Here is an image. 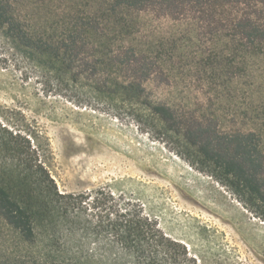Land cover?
Returning <instances> with one entry per match:
<instances>
[{
  "label": "rangeland",
  "instance_id": "1",
  "mask_svg": "<svg viewBox=\"0 0 264 264\" xmlns=\"http://www.w3.org/2000/svg\"><path fill=\"white\" fill-rule=\"evenodd\" d=\"M70 4L87 10L103 1L22 0L18 7L27 29L49 34ZM115 19L119 55H97L89 45L55 69L0 31V123L30 136L58 190L109 186L141 198L198 264H264V218L200 171L165 129L254 131L264 152V58L235 61L217 43L215 25L188 10L129 9ZM127 58L130 67L109 73V63ZM123 80L142 82L138 102L119 92ZM155 105L169 108L168 123L152 112ZM34 253L0 217V264H31Z\"/></svg>",
  "mask_w": 264,
  "mask_h": 264
},
{
  "label": "trees",
  "instance_id": "2",
  "mask_svg": "<svg viewBox=\"0 0 264 264\" xmlns=\"http://www.w3.org/2000/svg\"><path fill=\"white\" fill-rule=\"evenodd\" d=\"M21 1L0 0V31L6 38L19 39L31 50L29 55L53 69L89 45L97 55L110 59L119 55L111 37L118 30L115 18L124 10L156 7L171 16L188 10L206 26L215 25L217 43L223 52L231 50L235 61L245 56L264 58V0H102L101 8L87 10L70 4L66 18L49 34L48 29L25 27ZM139 53L131 49V57ZM133 62L132 58L111 62L109 73ZM143 91L140 80H127L119 92L138 102ZM151 109L162 122L172 117L163 105ZM165 129L180 138L200 171L229 187L264 218V152L256 132L210 136L200 128ZM0 217L21 243L35 250L31 264H198L185 243L161 228L141 198L109 186L58 190L30 136L1 123Z\"/></svg>",
  "mask_w": 264,
  "mask_h": 264
}]
</instances>
